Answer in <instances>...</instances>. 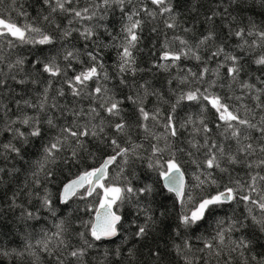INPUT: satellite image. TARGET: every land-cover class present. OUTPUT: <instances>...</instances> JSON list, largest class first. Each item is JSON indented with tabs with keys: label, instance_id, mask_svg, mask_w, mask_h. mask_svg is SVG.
<instances>
[{
	"label": "trees",
	"instance_id": "1",
	"mask_svg": "<svg viewBox=\"0 0 264 264\" xmlns=\"http://www.w3.org/2000/svg\"><path fill=\"white\" fill-rule=\"evenodd\" d=\"M170 2L174 28L166 27V22H173L170 14L162 13L151 0L107 6L103 0L65 4L91 19L58 8L53 12L56 0L48 5L43 0H0L1 19L22 30L25 26L40 29L25 31L28 42L0 37V81H4L0 86V264H264V231L258 223L264 220V212L240 199L248 195L259 200L264 194V181L259 180L264 165L258 166L264 159L259 151L264 133L232 122L240 130L238 142L204 98L220 97L229 111L264 128V65L255 63L264 56V41L256 35L264 31V0ZM129 15L141 23L131 50L134 63L121 72V45L127 35L122 28L130 23ZM86 28L94 32L87 40L81 36ZM210 33L212 38L200 44ZM42 35H48L51 43L34 42ZM220 49L219 55H212ZM166 52L180 58L165 60ZM226 56L237 58L241 70L235 80L228 75L232 61ZM45 64L55 65L59 73L44 72ZM93 66L97 76L86 87L76 84L83 90L74 96L68 81L75 84V76ZM245 83L250 87L244 88ZM190 92L197 94L196 100L186 98ZM113 102H118L119 109L114 116L106 111ZM141 107L148 113L147 120ZM170 118L177 132L174 137L167 127ZM25 119L28 124L23 123ZM118 123L125 125L122 132L116 130ZM94 126L98 134L81 137L80 144L62 131ZM34 127L40 128L39 137L30 135ZM57 139L60 150L46 157L45 147ZM7 144L19 149V154L6 150ZM247 144L255 152L239 151ZM153 146L162 151L154 153ZM120 149H127V154L117 155ZM212 154L224 171L207 168L205 161ZM229 155L238 163L229 164ZM113 156L105 186L122 189L124 199L114 208L121 219L114 240L95 241L91 227L101 191L90 197L79 193L63 204L61 189ZM170 159L178 162L186 178L180 203L161 182L160 173ZM253 175L257 176L256 192L248 187ZM145 186L152 191L136 195L126 191L132 187L139 192ZM227 187L236 189L230 203L211 206L188 227L181 223L182 216H190L203 199ZM146 222L147 234L138 238V227ZM241 240L247 242L246 247L239 246ZM73 251L83 255L73 257Z\"/></svg>",
	"mask_w": 264,
	"mask_h": 264
},
{
	"label": "snow or ice",
	"instance_id": "2",
	"mask_svg": "<svg viewBox=\"0 0 264 264\" xmlns=\"http://www.w3.org/2000/svg\"><path fill=\"white\" fill-rule=\"evenodd\" d=\"M44 4L48 5L51 3V0H43ZM71 0H56V5L55 7L52 8V11L55 12L58 9H60L61 11H66V12H72L74 10L71 9H67L65 8V4L66 3H70ZM110 2H114V3H118L120 5H123L124 0H103V5L107 6L109 5ZM232 3H236L237 0H231ZM151 3L153 5H156L157 7L161 8V12H167L170 14V19L173 21L171 23L166 22V27L168 28H174L175 27V14L173 13V8L171 6V2L170 0H151ZM83 12L87 13L88 9L85 8L83 10ZM149 15L154 16L155 13L149 12ZM92 15H95V13H93ZM132 15H136V13H133ZM132 15H129L127 17L128 21L130 22L128 25H125L122 28V31L125 32L126 35V39L124 44L121 45L122 47V52L120 53V71L124 72L127 70V67L130 66L132 63H134V58L132 55V49L135 48L136 43L138 41V35L136 33V29L139 27L141 21L140 20H132ZM74 16L80 19H91L92 16H83L81 11H74ZM45 19H47V17H45ZM209 19H211V17H209ZM71 23V21H70ZM25 31H33V32H39L40 29L38 28H29L28 26H25V29H21L19 26H17L15 23H11V22H6L4 19H0V37H5V36H11L15 39H19L22 42H28L25 39ZM187 31V29H186ZM65 36L70 35V32H65L64 33ZM94 35V32L92 31V29L90 28H86L84 30V32H81V36L82 38H84L85 40L91 38ZM237 36L241 35V32H237L236 33ZM249 35H252L251 32H249ZM260 40L264 41V31L258 32L256 34ZM212 38V34L210 33L207 37H205L203 40L200 41V44H204L207 40ZM36 43H40V44H47V43H51V38L48 35H42L41 39L39 41H34ZM11 43V42H9ZM181 44H185L186 42L184 40L180 41ZM220 51H222V49L218 50L217 52H214L212 55L216 56L219 55ZM72 53L69 52L68 56H71ZM92 58L93 61H96L97 57L94 55L89 54ZM193 55H195L193 53ZM66 59L68 58L67 56L65 57ZM171 58L173 61L178 60L180 57L178 55L172 54L170 56L169 53H165L163 56V59L167 60ZM196 59L199 60L200 57L196 56ZM226 59H229L232 61V66L228 68V75L235 80L237 75L240 72V68L237 67V58L235 56H226ZM17 63H22V61H17ZM256 64L258 65H264V56H261L260 58H258L255 61ZM102 67V66H101ZM161 67H164V65H161ZM43 71L46 73H49L51 76H56L60 69L58 67H56L53 64H45L43 66ZM205 72H207L208 70L205 69ZM97 76V68L95 66L89 68L87 71L80 73L79 75L75 76V84H73V82L71 80L68 81L69 86L72 88V94L74 96H78L80 95V92L83 90L78 89L77 87H75L76 84L78 85H82L86 87V82L91 80L93 77ZM201 78H203V76H201ZM123 82V81H122ZM19 83H24V81H19ZM4 81H0V86H3ZM143 87V85H142ZM244 88H249L250 86L245 83L243 84ZM95 92L97 94H99L101 92V88L97 87L95 89ZM184 98V97H182ZM186 98L188 100H196L197 99V94L195 92H190L187 94ZM205 99L209 100V103L212 105L213 108L216 109V111L218 113H220V120L221 121H225L227 124V128L231 129V136L234 138H237L238 142H239V136H240V130L236 129L233 127V123L235 122L236 124H239L245 128H252V129H256L257 131H260L261 133H264V128H257L256 124L251 123L248 119H242L240 118L238 115L234 114L233 112L229 111V108L227 105L223 104L221 102V98L217 97V96H204ZM258 99V97H257ZM103 107V105H102ZM257 107H260V105H257ZM106 111L110 114V115H118L119 109H118V102H113L110 104V106H108L106 108ZM92 112H95V109H92ZM140 112L141 115L143 117V119L147 120L148 119V113L144 111V109L141 107L140 108ZM154 118V117H153ZM261 121L264 122V117H261ZM24 124H28L29 120L25 119L23 121ZM48 123L51 125L52 121L49 120ZM116 130L118 132H122L125 128V125L122 123H118L115 125ZM168 128L171 129L170 134L174 137L177 135L176 130L172 127L171 124V118L169 119V124L167 126ZM63 132L67 133L68 136H71L73 138H76V142L77 144L81 143L80 138L81 137H87L88 135H92V136H96L98 133L95 131V126L93 127V129L89 130L87 127H85V129L83 131H74L71 128H67L65 127L63 130ZM100 131H103V129L101 128ZM204 131L207 132L208 128L205 127ZM19 136L23 137V133H17ZM31 136L33 137H39L41 135V130L39 127H34L30 133ZM65 140H67V137H64ZM245 139H248L247 136H245ZM113 145L116 146L117 148L119 147L116 144V141L113 140L112 141ZM60 145H61V140L57 139L55 142H53L52 144H50L49 146L45 147L44 152L46 154V157H52L54 155V152L59 151L60 150ZM195 146V145H194ZM6 150L11 151V152H16L17 154H19V149H17L14 145L12 144H7L3 146ZM212 147H216L215 145H212ZM162 151V149L157 148L156 146H153V152H160ZM209 151L211 152V148L209 149ZM239 151L241 152H246V153H253L255 152V149L253 148L252 144H247L243 147H241L239 149ZM259 151L264 153V146H261L259 148ZM128 152L127 149H120L119 152H117V155H126ZM73 157L76 155L75 151H73ZM221 155H223V149H221ZM116 159L115 156L109 158L108 160L105 161L104 165H102L99 169H95L94 171L91 172H85L83 175H81L77 180L72 181L71 184L66 185L64 192H65V196L62 198V200H66L67 199V194L72 191L74 188H78V187H83L85 185V183H87L88 187L86 188V194L87 195H91L92 192L95 190V186H100L104 188V193H105V200L102 202L101 207H105V212H104V219L101 222L100 217L97 216V223L92 225V229H91V235L93 237L94 240H100L102 237H111V236H115L116 235V223H118L120 221V216L118 215H114L111 211H109V209L111 208L112 204H114L117 200H122L124 199V197L122 196V189L121 188H112V187H106L103 185H100L99 182L100 180L104 177L105 174V168L107 167L108 164H111L114 160ZM227 162L229 164H234V163H238L237 159L234 156L229 155L227 157ZM207 168L212 169V168H220L221 171H224L225 169L221 168L220 162L218 157L215 154H212L206 161H205ZM260 165H264V159H261L259 161L258 166ZM149 167H152V165L150 164ZM249 167H251V164H249ZM161 177H163L165 179V186L167 187L169 192H175L177 197H182L183 193H182V179H183V174L181 173V169L180 166L178 164L177 161H175V159H170L168 161L167 164V170H163L160 173ZM208 177L211 176V173L207 174ZM95 178V179H93ZM180 181V183L178 184L177 181ZM207 179V178H206ZM197 180H199V177H197ZM252 183L249 184V188L251 189L252 192H256L257 188H256V181H257V176L253 175L251 177ZM259 180L264 181V175L259 176ZM211 183L215 184L216 181L215 180H211ZM201 184L205 183V181H200ZM127 193L132 194V195H136V194H144V193H150L152 191L150 186H145V188L140 189L139 192H137V190L133 189L132 187H128L126 189ZM235 193H236V189H233L231 187H227L224 191L219 192L217 195L211 196L210 198H206L203 199L198 207L195 208L194 211H192L191 216L188 215H184L181 218V223L185 226L188 227L192 224H195L197 221L201 220L204 217V213L206 210H208L211 206H215V205H221L224 203H227L231 200H233L235 198ZM109 196H111V199H107ZM240 199L244 200L246 203L250 202L253 205H256L262 212H264V194H262L260 196V199H252L250 198V196L248 195H241ZM45 204H48L47 199H45L44 201ZM147 215V213H146ZM148 221H151V216H148ZM260 224V228L262 231H264V220H261L258 222ZM148 231V226H147V222L138 227V230L136 232V236L139 237H143L147 234ZM218 235L220 236L221 241L223 240V235L222 233H218ZM87 243V241L85 242ZM91 246V245H89ZM206 247H211L210 244H206ZM239 246H247V242L241 240L239 242ZM71 255L73 257H77V256H82L83 252H77V251H73L71 253Z\"/></svg>",
	"mask_w": 264,
	"mask_h": 264
},
{
	"label": "water",
	"instance_id": "3",
	"mask_svg": "<svg viewBox=\"0 0 264 264\" xmlns=\"http://www.w3.org/2000/svg\"><path fill=\"white\" fill-rule=\"evenodd\" d=\"M0 19H1V18H0ZM10 37H11V36H10ZM11 38H12V39H15V38H13V37H11ZM109 158H111V157L106 158V159L102 162V164H101L100 166H98L97 168H95V169H99L102 165H104L105 161L108 160ZM114 161H115V160H114ZM114 161H113L111 164H108L107 167L105 168V174H104V177H103V178L100 180V182H99L100 185H103V186H104V182L106 181V179H107V177H108V170H109V168L113 165ZM167 164H168V163H167ZM95 169H92V170H90V171H88V172L94 171ZM166 170H167V167H166ZM181 173L183 174V179H182V185H183V186H182V193H183V195H182V197H177V195H176L175 192H169L168 189H167V187L165 186V179H164L163 177H161V182H162V185H163L164 189H165L167 192L173 194V195L175 196L176 200L178 201V203L181 202V200H182V198H183V196H184L185 183H186V178H185V175H184V173L182 172V170H181ZM83 174H84V173L80 174L79 176H77L76 178H74V179H72L71 181L67 182V183L63 186V188H62V190H61V194H60V201H61L62 203H67L68 201H70L71 199H73V198L75 197L76 194H78V193H80V192L86 190V188L88 187L87 183H85V185H84L83 187L74 188L72 191H70V192L67 194V199H66V200H62V198L65 196V192H64L65 186L71 184L72 181L77 180V179H78L81 175H83ZM93 179H95V178H93ZM177 183H178V184L180 183L179 179H178ZM94 187H95V190L92 192V194H91V195H87V196H88V197H89V196H92V195L94 194V192H95L97 189H100V190H101V198H100V200H99V202H98V205H97V207H96V210H95V214H94V217H93V224L97 223V216L100 217L101 222L103 221V219H104L105 207H106V206H105V207H101L102 202L105 200L104 188H103V187H100V186H95V185H94ZM112 188H116V187H112ZM107 199L110 200V199H111V196H109ZM118 201H119V200H117L114 204H112L111 208L109 209V211H111L114 215H117V214L115 213V211H114V207H115V205L118 203ZM230 202H231V201H229V202H227V203H230ZM198 205H199V204H198ZM198 205H197V207H198ZM194 210H195V209H194ZM194 210H193V211H194ZM191 213H192V212H191ZM190 216H191V214H190ZM199 221H200V220H199ZM119 222H120V221H119ZM119 222L116 223L115 227L118 226ZM93 224H92V225H93ZM91 229H92V227H91ZM91 236H92V235H91ZM116 237H117V230H116V235H115V236H111V237H102L100 240H104V241H112V240H114ZM92 238H93V237H92ZM95 241H97V240H95ZM98 241H99V240H98Z\"/></svg>",
	"mask_w": 264,
	"mask_h": 264
},
{
	"label": "bare ground",
	"instance_id": "4",
	"mask_svg": "<svg viewBox=\"0 0 264 264\" xmlns=\"http://www.w3.org/2000/svg\"><path fill=\"white\" fill-rule=\"evenodd\" d=\"M71 181V180H70ZM63 188V187H62ZM62 190V189H61ZM82 192H85L86 193V190H84V191H82ZM82 192H80V193H82ZM95 193V192H94ZM79 194V193H78ZM77 195V194H76ZM75 195V196H76ZM86 196H87V194H86ZM88 197V196H87ZM90 197V196H89ZM72 200V199H71ZM69 202V201H68ZM63 204H65V203H63Z\"/></svg>",
	"mask_w": 264,
	"mask_h": 264
}]
</instances>
